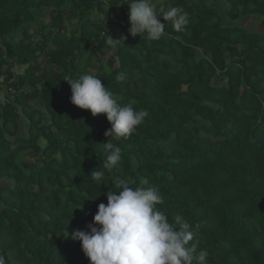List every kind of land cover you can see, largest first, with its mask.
<instances>
[{
    "label": "trees",
    "instance_id": "16d2710c",
    "mask_svg": "<svg viewBox=\"0 0 264 264\" xmlns=\"http://www.w3.org/2000/svg\"><path fill=\"white\" fill-rule=\"evenodd\" d=\"M157 6L182 7L183 30L169 21L157 40L133 37L123 0H0V179L14 183L0 186L6 264H89L71 233L128 177L159 188L170 221L193 225L206 264H264V26L242 24L264 21V0ZM106 33L125 44L111 48ZM108 51L110 71L99 57ZM94 68L120 104L149 113L129 138L109 137L122 159L98 187L90 174L103 165L111 124L73 105L63 80Z\"/></svg>",
    "mask_w": 264,
    "mask_h": 264
},
{
    "label": "clouds",
    "instance_id": "9594fccd",
    "mask_svg": "<svg viewBox=\"0 0 264 264\" xmlns=\"http://www.w3.org/2000/svg\"><path fill=\"white\" fill-rule=\"evenodd\" d=\"M125 4L128 32L133 37L139 34L141 38L146 35L149 40H157L164 34L166 22L170 21L178 31L188 23L187 12L179 6L165 8L153 0H128ZM125 40L124 36L115 39L106 33L105 43L113 49L125 44ZM126 78L124 72L116 76L118 82ZM63 80L70 85L73 105L90 110L93 116L105 114L111 124L104 133L107 142H102L103 165L90 174L98 187L105 183V171L113 169L122 159L121 149L109 137L129 138L149 113L135 109L131 103L120 104L94 72H84L75 78L65 76ZM135 183L130 177L118 178L114 190L106 193L107 203L98 204L93 221L85 230L75 229L71 233L72 239L81 243L89 264H193L194 260L206 264L207 252L196 255L198 240L193 225L181 215L169 220L167 213L158 207L164 198L157 186L133 187ZM0 264H6L3 254Z\"/></svg>",
    "mask_w": 264,
    "mask_h": 264
},
{
    "label": "rangeland",
    "instance_id": "374dc122",
    "mask_svg": "<svg viewBox=\"0 0 264 264\" xmlns=\"http://www.w3.org/2000/svg\"><path fill=\"white\" fill-rule=\"evenodd\" d=\"M166 0H153V2L156 4V5H158V4H161V3H164ZM43 12H44V19L43 18H39V20L41 21H45L46 23H47V18H48V10H47V8H45L44 10H43ZM64 14H68V11L66 10L65 11V13ZM221 14L223 15L224 14V10L223 9H221ZM92 19H98V20H101V21H105V22H107V24L110 22L107 18H105V16L104 15H102V14H98V13H93L92 14ZM242 24H243V26L245 27V28H250V29H259V30H261V29H263V26H264V21L263 20H261V19H256V18H246V19H244V20H242ZM34 30H35V28H32V32H34ZM19 37H20V35H17L16 37H15V40H18L19 39ZM38 38H40V36H37V38H35V40H37ZM112 54V51H108L107 53H106V55H99V57L101 58V62H102V64H104V67H105V69L107 70V71H110V67L107 65V60H108V58L110 57V55ZM42 59V58H41ZM116 65H117V63H116ZM14 72L16 73V74H22V73H24L25 72V68L23 67V68H20V67H14ZM90 72H94V73H96L97 72V68H94V69H91V71ZM7 101V99H6V96H5V90H4V88H3V86L0 84V105H3L5 102ZM31 104L35 107V105H34V101L33 102H31ZM33 107V108H34ZM37 107V106H36ZM20 121L24 124L25 122H26V118L23 116V115H21V118H20ZM46 122H48V120H46ZM7 185V183L6 182H4V181H0V185Z\"/></svg>",
    "mask_w": 264,
    "mask_h": 264
},
{
    "label": "crops",
    "instance_id": "0c3cea01",
    "mask_svg": "<svg viewBox=\"0 0 264 264\" xmlns=\"http://www.w3.org/2000/svg\"><path fill=\"white\" fill-rule=\"evenodd\" d=\"M23 122V121H22ZM20 120H19V131H18V136L19 137H27L29 135V125L28 122L26 120V122L23 124ZM0 181H4L7 183V185H0V186H9L10 188L14 187V183L11 181H7L4 179H0Z\"/></svg>",
    "mask_w": 264,
    "mask_h": 264
},
{
    "label": "built area",
    "instance_id": "2783aa9c",
    "mask_svg": "<svg viewBox=\"0 0 264 264\" xmlns=\"http://www.w3.org/2000/svg\"><path fill=\"white\" fill-rule=\"evenodd\" d=\"M124 2L128 3V0H123Z\"/></svg>",
    "mask_w": 264,
    "mask_h": 264
}]
</instances>
